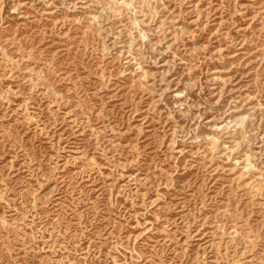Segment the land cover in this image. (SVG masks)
<instances>
[{
  "label": "rangeland",
  "instance_id": "1",
  "mask_svg": "<svg viewBox=\"0 0 264 264\" xmlns=\"http://www.w3.org/2000/svg\"><path fill=\"white\" fill-rule=\"evenodd\" d=\"M0 264H264V0H0Z\"/></svg>",
  "mask_w": 264,
  "mask_h": 264
}]
</instances>
